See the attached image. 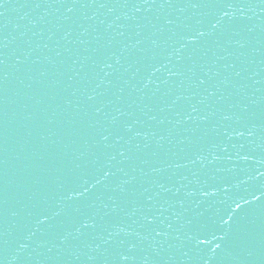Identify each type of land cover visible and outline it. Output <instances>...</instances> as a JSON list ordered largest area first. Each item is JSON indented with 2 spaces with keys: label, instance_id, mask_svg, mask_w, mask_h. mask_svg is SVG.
<instances>
[{
  "label": "water",
  "instance_id": "95a60500",
  "mask_svg": "<svg viewBox=\"0 0 264 264\" xmlns=\"http://www.w3.org/2000/svg\"><path fill=\"white\" fill-rule=\"evenodd\" d=\"M0 12V264H264L262 0ZM204 72L229 83L205 99ZM113 116L133 124L119 143Z\"/></svg>",
  "mask_w": 264,
  "mask_h": 264
},
{
  "label": "snow or ice",
  "instance_id": "6c2138e0",
  "mask_svg": "<svg viewBox=\"0 0 264 264\" xmlns=\"http://www.w3.org/2000/svg\"><path fill=\"white\" fill-rule=\"evenodd\" d=\"M54 3H58L59 4V8H63L66 12L65 15V19H71V14H73L75 12V10L77 9V7H84V8H90L94 5H96L98 3V0H85V2L83 4H81V0H53ZM152 2H154V0H152ZM262 2H264V0H262ZM7 3V0H0V8H3L4 5ZM71 3L72 6L69 7L68 4ZM145 4L149 3V0H144ZM40 5H37V7H39ZM99 7L100 8H104L106 7V5L104 3H99ZM137 11H140L139 8H137ZM5 13L4 12H0V16H4ZM169 23H171L169 21ZM87 33V29H84V32L81 33L86 34ZM71 33H66V36L70 35ZM121 36L124 35L123 32L120 33ZM137 35H139V33H137ZM83 43V41H81ZM140 41H137V43H139ZM152 43H155V41H153ZM7 45H5L6 47ZM129 47H132L131 45H126L125 49L127 50ZM122 57L124 59H127V57H124V54L121 52L120 55H117L116 52H112L111 57H109V59L114 58V63L115 65H121V60ZM4 61L0 60V64H3ZM99 63L96 60H93V65L95 67H99ZM105 66L108 68H113V64L112 63H107L106 61L104 62ZM122 66V65H121ZM100 72L103 73V78L100 79V84L97 85V88L100 87V85H105V86H110L112 84L111 80H106L105 78L108 77L109 75H112V73H106L103 72V69H100ZM137 72H139V69L137 68ZM99 75V73L97 74ZM135 75V74H134ZM215 77H219L220 73L216 72L215 74H213ZM236 76H240L239 72L235 73ZM194 77H196V73L193 74ZM206 77V78H205ZM198 79V85L199 86H205L207 85V87L204 88V91L207 93V96L205 97V99L208 98H212L216 96V92L219 89V87L221 85H225L227 86L229 81L228 78L225 77L222 80H219L218 82H213V76L209 75V72H204L203 77H196ZM127 83V81L125 82ZM93 94L87 95V99L89 101H95L97 98V93L96 90L93 89L92 90ZM99 95H103V93H100ZM177 99H179V97H177ZM176 101H173V104H175ZM201 103H203V101H201ZM193 111H196L195 106L192 107ZM95 112L96 114H101L103 112V102H101V106L100 107H96L95 108ZM118 115L119 116H123L125 115V113L120 112L119 109H117ZM180 113L178 112L177 115H179ZM191 115H189V119H191ZM225 119H228L227 116L224 117ZM151 119L155 120V117H151ZM206 119V118H205ZM135 123H139V121H136ZM161 123H163V121H161ZM111 125L113 127V132H110L109 134L105 135L103 133H101L100 135L102 136L104 141H109L110 135H112L113 133H115L116 135V143H119L120 140L123 139V136L120 135L121 132L123 133H132L133 132V124H129L127 122H121L118 119V116H113L111 118ZM104 131H107V129H105ZM141 133L140 132H135V136H140ZM145 137L147 138L148 133L144 134ZM147 146V145H146ZM119 155L125 159H130L131 157L129 155H127L126 150L124 151H119ZM127 183V182H126ZM131 203L135 204V201H132ZM139 209L136 207H133V214H135L136 211H138ZM144 221H145V225L146 226H150L154 223L155 221V217L151 216V215H146L144 217ZM84 227H88V225H84ZM120 231H124L123 229H120ZM153 231H155L153 229ZM118 234V233H117ZM126 235H132V233H125ZM136 235H139L138 233ZM156 235L159 236L160 233L156 232ZM113 237V233L112 232H108L107 237H100L101 239H103V243L105 245H113L114 241L112 240ZM66 239V238H65ZM125 242L123 240L119 241L118 244H115V246L112 248V255L114 258L118 257L120 260L122 261H127L130 259V257L126 254H123L119 251V247L122 246ZM136 247L135 244H132L129 246L128 251L131 252L134 248ZM97 248H99V245L97 246ZM107 251V250H106ZM104 253H101V256H103Z\"/></svg>",
  "mask_w": 264,
  "mask_h": 264
}]
</instances>
